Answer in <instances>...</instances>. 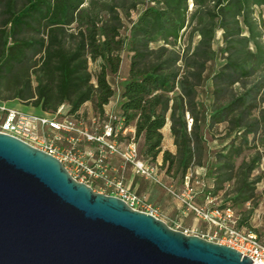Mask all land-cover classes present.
Listing matches in <instances>:
<instances>
[{
    "label": "trees",
    "instance_id": "16d2710c",
    "mask_svg": "<svg viewBox=\"0 0 264 264\" xmlns=\"http://www.w3.org/2000/svg\"><path fill=\"white\" fill-rule=\"evenodd\" d=\"M124 55L118 113L123 127L135 125L143 156L154 161L162 152L169 119L177 152L164 150L162 167L184 178L205 164L206 132L215 136L225 125L207 167L213 193L224 189L234 210L252 202L264 157V0H0L4 100L50 114L64 104L70 115L90 101L101 119ZM207 82L210 99L202 101ZM238 214L253 232L250 211Z\"/></svg>",
    "mask_w": 264,
    "mask_h": 264
},
{
    "label": "water",
    "instance_id": "95a60500",
    "mask_svg": "<svg viewBox=\"0 0 264 264\" xmlns=\"http://www.w3.org/2000/svg\"><path fill=\"white\" fill-rule=\"evenodd\" d=\"M0 264H258L80 182L0 132Z\"/></svg>",
    "mask_w": 264,
    "mask_h": 264
},
{
    "label": "built area",
    "instance_id": "2783aa9c",
    "mask_svg": "<svg viewBox=\"0 0 264 264\" xmlns=\"http://www.w3.org/2000/svg\"><path fill=\"white\" fill-rule=\"evenodd\" d=\"M63 108L64 104L53 114L39 115L21 111L0 100V132L16 136L52 154L60 159L69 173L80 182L89 184L92 188L93 184L104 188L100 193L120 197L133 209L151 213L162 219L158 208L147 201L145 196L126 187L122 173L113 175L110 172L112 156L118 155L126 163H130L139 174L147 177L154 174L149 164L139 157L134 139L128 144L119 142L118 137L126 130L120 114L109 115L102 122L95 117L94 120L99 121V127H93L92 130L83 125L82 114L78 112L70 115L63 112ZM186 119L190 129L193 119L189 115ZM82 141L90 143L91 146L82 148ZM189 179L186 176L187 196L194 192V187L189 185ZM207 199L204 205L192 204L190 201H186V204L213 230L217 239L215 242L229 245L251 258L253 262L264 264V243L254 231L239 225L240 214L235 212L230 203H223L222 206L212 204V197Z\"/></svg>",
    "mask_w": 264,
    "mask_h": 264
},
{
    "label": "crops",
    "instance_id": "0c3cea01",
    "mask_svg": "<svg viewBox=\"0 0 264 264\" xmlns=\"http://www.w3.org/2000/svg\"><path fill=\"white\" fill-rule=\"evenodd\" d=\"M123 72L122 69L120 73ZM125 77L123 78L124 80L127 77V72H124ZM90 104V105H89ZM112 100L105 105L104 107V115L102 117H106L109 112L112 110ZM120 105V104H119ZM17 109L24 111V112H30V113H35L39 115H50L47 112L41 111V109L37 108L35 111H31L28 109L27 106L23 107H17L14 106ZM119 109V106H118ZM68 110V105H64V110L63 112H67ZM88 112L90 113L93 118L96 117L98 113L95 112L93 104L88 101L86 104H84L81 109L79 110V113L81 114L82 112ZM85 112V113H86ZM119 112V110H118ZM82 116H84L82 114ZM97 119L100 120V116L96 117ZM101 121V120H100ZM92 130V126L90 127ZM223 128H225V125H223ZM135 132H136V127L134 124H131L126 128V130L118 137L119 142L122 144H128L129 141L134 139V141L138 144V152H139V157L145 161L146 164H149V166L152 168V171H154V174L152 176H144L142 174H139L138 172L135 171L134 167L130 163H126L121 157L117 156H112V159L110 161V167L113 175H117L118 173L123 174L124 178V183L126 187H128L130 190L136 192L139 195L145 196L147 198V201H149L151 204L156 206L159 210V216L164 220L165 216L169 217L171 216L170 214L173 212L174 208L179 209L182 213H186L187 211L184 210L186 207L182 206L181 200L179 199H173L171 195H169L165 190L164 187H168L165 185V183H170V186H178V185H183L184 187L186 186V176L190 178V176L195 175L197 178L202 179V181L205 183L206 186H214L213 180L211 178H208L206 181L205 175H206V169L204 168L205 166L202 165H194L192 168L189 169L187 172V175L183 178L180 177V175H177L176 177L172 176L171 174H168L164 168L162 167L163 163V156L162 153L164 150H167L171 154H176L177 152V146L175 144L173 135L171 133V126H170V121L169 119L167 120L166 124L164 125L162 132H163V143H162V152L158 155L156 160L150 161L149 157H144L143 156V151H144V146L143 142L140 138H135ZM81 143V142H80ZM84 144V141H82L81 145ZM91 146V145H90ZM262 171V172H261ZM253 176H258L260 177V181L257 182L256 185V196H257V201L250 206L251 201L246 202L242 207L244 211H250L251 215L249 217V227L254 228V232L258 235V237L261 239V241L264 243V239L260 233V228H264V193L261 191L264 187V157L262 158L259 166H257L253 172ZM206 189V188H205ZM213 189V188H212ZM207 191V190H205ZM205 191L202 194L203 196H195L196 203L198 205H203L205 203ZM217 196H221L219 193ZM261 198V199H260ZM224 200L219 202V204H223ZM248 209V210H247ZM237 214L240 213L239 211H235ZM190 212H188L189 214ZM256 216V217H255ZM258 218V219H257ZM242 228H246L249 230V228L244 225L240 224ZM263 239V240H262Z\"/></svg>",
    "mask_w": 264,
    "mask_h": 264
},
{
    "label": "rangeland",
    "instance_id": "374dc122",
    "mask_svg": "<svg viewBox=\"0 0 264 264\" xmlns=\"http://www.w3.org/2000/svg\"><path fill=\"white\" fill-rule=\"evenodd\" d=\"M133 16H135V14H133ZM126 23L129 24V20L126 19ZM198 37H196L195 40H197ZM185 38L181 41V45L182 47H185ZM129 58L127 57V55H124L122 63H121V69L123 72L119 73L118 75H116L115 77L110 76L109 80L110 82L113 84L114 88H115V95L113 96L112 99V110L109 112V114L106 117H101V122L102 120H106L109 115H115L116 113L118 114V106L121 102V91L123 88V82L125 81L123 78L125 77L124 72L129 71ZM90 69L93 72V74H96L100 69H99V65L97 62H91L90 63ZM209 85L210 82L206 83L205 88H202L201 91V99L202 101H205L206 99H210V95H209ZM2 101H6L10 106H17V107H23V106H27L24 103H22L20 100L18 99H12V100H4L2 98H0ZM90 105V104H89ZM28 109H30L31 111H35L37 110L38 107H35L33 105H28L27 107ZM39 109V108H38ZM64 110V108H63ZM62 110V111H63ZM82 112L81 114H83L84 116L82 117V123L83 125L87 128H90L92 126L93 127H99L97 126V124H99V121L94 120L93 116L88 113V112ZM98 122V123H97ZM206 140H207V150L208 153L206 154V158H205V164H204V168L207 170V167L210 166V163L215 161L214 158V153L215 151H218L219 148L221 147V144H223L225 142L224 140V128L223 125L220 126L219 131L215 133V136H213L212 134H210L208 131L205 134ZM82 143V142H81ZM90 146V143H86L84 142V144L81 145L82 148H87ZM138 146V144H137ZM254 152L253 149H251V151H245L244 155L240 158H238L237 160V164H240L241 161L245 158V159H250L252 153ZM208 170L206 171V175H205V179L206 181L208 180V178H210L207 175ZM262 172V171H261ZM197 175V174H195ZM190 176L189 179V185L192 187H194V192H192L190 194V196H187V185L184 187L183 185H178V186H170V183H165L166 186L168 187H164V190L171 195V197L173 199H179L181 200V204L182 206H185L186 208L184 210H186V213H182L179 209L174 208L173 212L170 214L171 216L164 218V220L167 222V224L172 227L173 229L176 230H182L185 233H188L190 235H194V233L201 235L203 238L207 239V240H213L216 241V237H214V232L212 229H210L207 224L204 222V220H202V218L197 217V215H195L194 212H192L187 204L186 201H190L192 204H196V200H195V196H203L202 194L204 193L203 191H205L206 197H205V203L208 201L207 197H212L214 199V201L212 202V204H219V202L224 200L225 197V190L223 189L222 191L219 192V194L221 196H217V194L213 193V186H206L205 183L202 181L201 178H198L196 176ZM256 177V176H253ZM93 188L95 189V191L97 192H102L103 189L98 187L97 185L93 184ZM206 188V189H205ZM264 193V187L261 190ZM211 195H208V194ZM183 194V196H182ZM227 196V195H226ZM257 196L255 197V199L252 200V202L250 203V206L252 207V205L257 201ZM261 199V198H260ZM204 203V204H205ZM203 204V205H204ZM243 207H238L235 208V210L241 213V211ZM248 210V209H247ZM188 212H190L188 214ZM256 217V216H255ZM258 219V218H257ZM260 228V233L264 239V228L263 227H259ZM262 239V240H263Z\"/></svg>",
    "mask_w": 264,
    "mask_h": 264
}]
</instances>
